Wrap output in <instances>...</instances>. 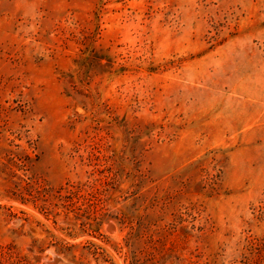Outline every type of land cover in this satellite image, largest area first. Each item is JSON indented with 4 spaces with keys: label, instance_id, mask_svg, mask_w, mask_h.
<instances>
[{
    "label": "rangeland",
    "instance_id": "374dc122",
    "mask_svg": "<svg viewBox=\"0 0 264 264\" xmlns=\"http://www.w3.org/2000/svg\"><path fill=\"white\" fill-rule=\"evenodd\" d=\"M264 264V0H0V264Z\"/></svg>",
    "mask_w": 264,
    "mask_h": 264
},
{
    "label": "water",
    "instance_id": "95a60500",
    "mask_svg": "<svg viewBox=\"0 0 264 264\" xmlns=\"http://www.w3.org/2000/svg\"><path fill=\"white\" fill-rule=\"evenodd\" d=\"M49 263L50 264H58V263H62V260L57 256H53L52 260Z\"/></svg>",
    "mask_w": 264,
    "mask_h": 264
}]
</instances>
